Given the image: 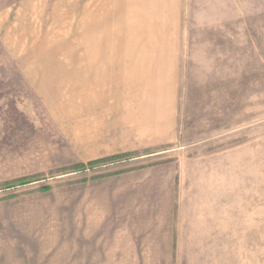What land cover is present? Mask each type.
<instances>
[{
  "label": "rangeland",
  "instance_id": "obj_1",
  "mask_svg": "<svg viewBox=\"0 0 264 264\" xmlns=\"http://www.w3.org/2000/svg\"><path fill=\"white\" fill-rule=\"evenodd\" d=\"M83 1L0 0V264H264V0H186L161 201L113 180L142 161L69 144Z\"/></svg>",
  "mask_w": 264,
  "mask_h": 264
},
{
  "label": "crops",
  "instance_id": "obj_2",
  "mask_svg": "<svg viewBox=\"0 0 264 264\" xmlns=\"http://www.w3.org/2000/svg\"><path fill=\"white\" fill-rule=\"evenodd\" d=\"M185 10L186 0H84L77 50L64 52L72 63L61 66L72 75L63 84L76 90L77 108L61 120L71 123L68 141L79 161H142L113 180L127 192L156 187L147 200L161 201V152L179 140Z\"/></svg>",
  "mask_w": 264,
  "mask_h": 264
},
{
  "label": "trees",
  "instance_id": "obj_3",
  "mask_svg": "<svg viewBox=\"0 0 264 264\" xmlns=\"http://www.w3.org/2000/svg\"><path fill=\"white\" fill-rule=\"evenodd\" d=\"M118 158H120L119 156L118 157H112V158H109V159H107V160H104V161H109V160H114V159H118ZM93 164V163H92ZM82 167V166H81Z\"/></svg>",
  "mask_w": 264,
  "mask_h": 264
}]
</instances>
